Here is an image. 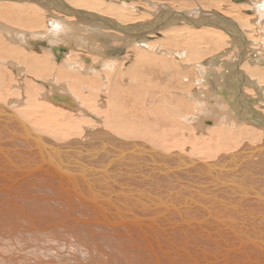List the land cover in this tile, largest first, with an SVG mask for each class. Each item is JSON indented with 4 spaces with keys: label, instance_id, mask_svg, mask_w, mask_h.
Listing matches in <instances>:
<instances>
[{
    "label": "bare ground",
    "instance_id": "bare-ground-1",
    "mask_svg": "<svg viewBox=\"0 0 264 264\" xmlns=\"http://www.w3.org/2000/svg\"><path fill=\"white\" fill-rule=\"evenodd\" d=\"M191 1L0 0V264L264 257V76L245 68H264V0ZM213 7L208 22L181 14ZM134 187L157 201L112 205L129 227L100 223L91 196L142 198ZM144 240L166 250L141 253Z\"/></svg>",
    "mask_w": 264,
    "mask_h": 264
},
{
    "label": "water",
    "instance_id": "water-1",
    "mask_svg": "<svg viewBox=\"0 0 264 264\" xmlns=\"http://www.w3.org/2000/svg\"><path fill=\"white\" fill-rule=\"evenodd\" d=\"M59 49H60L61 53L65 51V48H59ZM54 50H56V49H54ZM5 121L9 122V119L7 118V119H5ZM144 150H149V149L145 148ZM135 157H138V154H136ZM108 182H110V181H106V183H108ZM134 189L138 190V194H141L142 198L135 197V195H133V197L130 198L128 195H126V192H124V193L118 192V193H114V194L105 193L106 195L91 196L90 204H92L94 208H96V207L98 208V206H100V208L102 209L103 213L102 212L101 213H102L104 218H103V220H101L100 223H103L104 225H108L109 228H111L113 226L121 227V226H126V225H128V227H129V224L126 221L127 213L120 214V211H118V210L116 211V213L112 212L113 211L112 205H114L116 203H121V204L123 203V205L126 208V203H128L127 205H129L131 202H135L143 208H151L150 202L155 201L156 198H154L151 195L146 196L144 194V190H147L146 188L144 190H141L137 187H134ZM134 214L135 213L133 212V215ZM144 218L145 217H142L140 220H142L144 222L143 224L146 225ZM137 224H138L137 229H139L140 231H144L143 230L144 226L142 225V223L137 222ZM132 229H134V228H132ZM165 238H166L167 242H170L169 237H165ZM147 240L148 239H146V242H147ZM146 242L144 240L145 245L140 246V245H142V244H140L139 246H137L138 247L137 250L140 251L141 253L153 252L154 249L158 250V252H160V253L161 252L163 253V251L166 250L163 247H161V245H159V244H152L151 242L150 243H146ZM219 252H217V253L198 252L196 255H193L190 257L191 258L190 264H204V263L210 264V262H215L217 264H230V260L226 261L223 258H221V260H218L217 258L216 259L211 258V257L219 255ZM225 254L227 256L234 255L235 257H241L240 255L237 254L236 249H229L225 252ZM246 257H248V256H246ZM246 257H242L243 260L238 264H261V260H264V257H262V258L259 257L257 259L252 258V257H250V258H246ZM173 264H178V263H173Z\"/></svg>",
    "mask_w": 264,
    "mask_h": 264
},
{
    "label": "rangeland",
    "instance_id": "rangeland-1",
    "mask_svg": "<svg viewBox=\"0 0 264 264\" xmlns=\"http://www.w3.org/2000/svg\"><path fill=\"white\" fill-rule=\"evenodd\" d=\"M186 1H187L188 3H191V2H192L191 0H186ZM206 1H207V0H206ZM209 1L216 3V4H217L216 6H220V5H222L223 2H224V0H209ZM140 2H142V1H140ZM227 2H228V3H231V0H227ZM197 3H199V2H197ZM240 3H243V2H240ZM192 4L195 5V4H196V1H193ZM239 8H242V7L239 6L237 9H239ZM197 11H198L199 13H196ZM212 12H216V8L213 7V8L210 9V10H198V9L186 10V11L182 12L181 14H186V15L190 16L191 19H194V20H196V21L203 20L204 22H208V21H210V20L216 18V16H215ZM254 12H255V11H254ZM201 13H204L205 15L200 16ZM195 14H197V15H196V18H193V16H195ZM260 14H262V13L255 12L254 18L258 19V18L260 17ZM219 15L223 16V17H224V20H227L229 17H232V16H233V15H229V14H225V13H224V15H222V14H219ZM227 16H228V17H227ZM225 18H226V19H225ZM244 19H248V17H246V18H244ZM185 24L188 25V26H190V27H192V29H193L194 31H196V32L199 31V30H202V29H203L202 27H195V26L189 25V24H187V23H185ZM178 26H179V25H178ZM210 27H212V28H216L215 26H210ZM216 29H217V28H216ZM241 32H242L243 35H245V37L252 36L254 39H257V38L255 37L256 34L254 33V30H253L252 28H242V29H241ZM258 32H259L260 35H261V34L264 35V22L262 23V25H261V27H260V29H259ZM122 33H123V32H122ZM233 39H234L235 42H238V40L240 39V35L235 33V37H234ZM107 40L110 41V42H114V41H112L109 37H108ZM234 41H232V42H234ZM129 46L131 47L132 45H127V44H126V48L129 47ZM182 49H183V50H186V48H184V47H182ZM163 50H164V52H167L168 49H163ZM33 51L37 52L35 49H33ZM240 52H242V51H238V50H230V51H222V52L219 54V57H221V58L224 59V63H227L226 71H225V72H228V71H231V70L234 69L235 64H236V62H237V54L240 53ZM247 53H248V56L256 55V54H254V53H252V52H247ZM170 55H172V56H176V55H177V52L174 51V50H170ZM256 56H257V55H256ZM206 59H207V61L210 60V62H211V58L206 57ZM200 61L203 62L202 59H200ZM126 65H127V63H126ZM245 68H249V69L256 70V71L259 72L257 75L264 76V68L260 66V64L257 62L256 59L253 60V61H251V62H247V64L245 65ZM225 72H224V73H225ZM224 73H222L221 71H213L210 75H212V76H217V77L220 79L222 85L224 86V85L227 84V83H226V81H225V79H224V76H221V75H220V74H224ZM242 74H246L244 68H242L241 70H237L236 74L234 75V79L242 78V79L239 81V84H244V83H245L243 77H241ZM246 75H247V74H246ZM257 75H255V76H257ZM247 76H248V75H247ZM178 80H179V82H181V81H183L184 79H178ZM250 80H252V78H250ZM34 81H35V80H34ZM153 81H156V79H155V73L152 74L151 81H150L147 85H148L149 87H153L154 85H156L155 83H153ZM35 83H36V82H35ZM257 85L260 86L261 84H257ZM8 87H9V85H7V89H8ZM245 87H246V86H245ZM158 88H159V90H168V89H170L169 86H168V84H167V82H160ZM262 88H264V87H262ZM5 91H6V90H5ZM155 91H157V86H156V88H155ZM18 92L22 95V94L24 93V92H23V88H21ZM155 97H156V95L154 96V98H155ZM154 98H153V99H154ZM10 99H13V97H11ZM167 101H168L169 104L175 105V106H177V107H179V108L182 106V102L179 100V98H177V99H173V98H169V97H168V98H167ZM133 112H134V111H132V109H131V105H126V115L128 116V115L132 114ZM135 124L137 125V127H138V129H139L140 131L143 132V131L145 130L144 120H142V121H140V122H137V123H135ZM150 131H151V128H147V129H146V132H147V133H149ZM206 133H207V132H206Z\"/></svg>",
    "mask_w": 264,
    "mask_h": 264
}]
</instances>
